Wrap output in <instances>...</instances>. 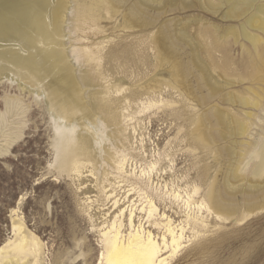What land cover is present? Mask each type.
Masks as SVG:
<instances>
[{"label": "rangeland", "instance_id": "obj_1", "mask_svg": "<svg viewBox=\"0 0 264 264\" xmlns=\"http://www.w3.org/2000/svg\"><path fill=\"white\" fill-rule=\"evenodd\" d=\"M208 1L214 2V4L218 3L217 0ZM133 2L134 0H130L125 5V12L129 9V5L133 7L134 3H144V0H135ZM189 2H193V6L187 10H175L172 13L163 14V17L159 13L162 11L163 4L153 3L154 6L153 4H143V7L147 6L146 10L150 11L148 13L153 14L149 15L151 26L146 27V29H126L124 27L125 24L123 25L125 21L122 18L123 16L119 15L118 17L110 18L105 16V14H101V23L99 25L102 31L100 33L91 32L88 35L86 34L87 40H84V42L75 41V35L73 41L75 46L70 48V41L67 40L66 47L69 49L70 61L76 70L77 78L82 80L81 77H84V75L95 78L94 81L96 83L93 81V92L94 90L95 93L99 94L100 92L99 97H106L108 89H111V91L120 89L119 96L117 97V94H113L112 96L114 97L112 98L114 100H122L123 97L130 99L129 112L135 116L134 120L127 124H121L123 127L119 126L121 127L119 128L121 130L120 134H118V127H114L116 129L112 136L114 137L113 139H111L109 132L112 127L109 128L107 131L109 134H106L111 138L109 137L110 141H106L105 144L107 145L106 147L111 145L114 148L116 147L115 150L118 149V151L126 149L130 152V154L127 152V168L129 167V170L137 169V172H139L142 165L156 164V169L153 172L148 168V171L152 173L153 185V190L150 193L155 195V201L161 212H165L177 223L185 220V215L188 213L183 207L182 201L171 199V197L170 199L164 197L159 200L154 189L159 190V196L162 194L161 197L169 192L179 193L185 198L188 193L193 194L194 189L198 188L200 190L199 194L195 196V200L199 201L208 191L212 181L216 180L220 186L225 187V182L228 180L230 184L232 183L233 188H236V190H233L235 193L237 192L234 197L240 209L238 215L242 217L250 205L257 202L261 203L264 200V196H262V192H258L255 194L259 198L257 202L249 203L247 200H243L244 193L243 195L240 194L242 192H239L237 188L243 184L250 185V178L247 175L250 167H241L245 171L239 173L240 178L243 179L241 182L233 179L232 170L239 166V159L242 160L246 157L244 149L247 144L257 142L264 136V106L263 109L255 112L238 104L232 107V105L224 103L223 100L229 93L238 98H244L245 96L250 99L251 94H247L249 86L258 90L264 89V82L260 85L250 82L255 66H252V64L255 61L254 57L257 52L253 49L254 47L250 42L241 35V27L246 24L247 18H225L223 13H226L228 6H224L218 14H211L200 7L201 3L199 1L191 0ZM126 6L128 7L126 8ZM151 7L154 9H151ZM171 8H176V6ZM69 17L72 18V15L70 14ZM156 17L158 18L156 19ZM192 20L193 22L195 20V22L193 23ZM169 21L171 22L169 23ZM71 23H73V20H71ZM158 24L162 27H159ZM132 26H135V23H132ZM172 26L176 27L177 30ZM157 28L162 31L160 35H167L164 38L162 35L159 36L163 39L161 40L163 43L161 45L159 42L157 44L156 40L159 32ZM232 28L237 29L239 32L238 40L236 37L227 34V30ZM203 32H211L212 36L205 33L208 36L206 38ZM250 32L259 36L262 40L257 50L259 54L264 55V33L262 31L253 32V30ZM225 34L226 37L224 36ZM190 36H193V39ZM214 37L215 42L218 41V45L219 43L222 45H219V48L215 46L217 49H213L215 45L212 44ZM167 40L169 41L167 42ZM175 40L181 41L179 42L180 45L183 44L180 47L182 51H177V47L173 45ZM190 40L195 42L191 41L188 43ZM167 43H169V46ZM83 44H88L92 47L102 46L103 59L99 67L97 64H91L92 67L85 64L86 68H84L82 65L84 61L80 60L82 55L79 52ZM173 48L174 51L172 50ZM163 50L164 52L167 51V53H164ZM196 52L197 54H195ZM178 53L180 54L178 55ZM193 57L199 58V64L208 69L212 79L215 77L213 79L214 83L218 82L217 87L222 90L214 96L216 98H213L211 105L208 106L218 105L217 108L224 111L218 112L219 115H225V117L221 116L222 118L218 117V126L213 123V125L209 124V128L212 127L213 130H218L219 128L218 131L220 132L222 129V132H220L222 137L221 139L218 138L220 143H216L217 145L214 149L223 148L225 154L223 153L224 157L220 159H217L211 150L205 149L197 143L195 136H193L195 135V128L194 125H191L193 122L189 119L193 120L192 117L202 115L204 108L199 107L194 101H186L173 88L175 85L172 78L174 64L179 62L178 59L181 60L182 62L180 61V63L187 64L184 65V68L188 72L187 67L189 65L187 62L190 61L186 60V58L192 60L194 59ZM223 65H225V68ZM92 68L97 72L91 70V74H89L88 70ZM85 71L87 75L84 73ZM186 71L184 70V72ZM7 73L2 76L4 77L3 79L0 78V113L4 117L6 116L5 119H7V122L0 126V148H2L0 150V248L8 240L14 238L13 222L16 220V222H19L20 220L25 225L24 230L38 237L42 243L45 255L44 262L46 264H99L102 249L99 232L95 228L103 225L102 223L108 218L107 214L112 213L111 216L114 215L112 203L104 199L105 197L102 193V195L100 194L99 188L102 185L108 187V183H104L106 174H109L110 182L116 183L115 181H120L114 179L116 173L112 172L113 163L111 160L103 161V163L94 157L95 161H91L87 168L83 169L84 177L81 179H78L74 173L67 174V172H63L57 159V146L62 139V134L66 131H63L62 134L60 133L57 124L58 120L53 116L45 95L39 91L29 90L24 84L19 83L16 78H13L14 76ZM194 73V71L193 75L189 72L187 73V75L189 74L187 83L192 84L190 87L193 86L191 89L194 92L197 91L196 93L199 94V97L211 96L212 94L207 88H204L205 90H197L198 81ZM263 76L264 74L262 73L261 77ZM227 84L229 85L227 86ZM150 86L152 87L151 90L147 91L146 87ZM152 90H157L159 94L156 96L150 94ZM18 99L19 107L15 108V110L11 101H18ZM150 99L156 100L158 105L155 108H147L144 113H140L141 109H143L140 102H146ZM124 105V102L116 104L118 113H121V107ZM26 108L28 110H25ZM245 111H252L258 117L254 120L255 123L253 122L254 124L249 126V130L245 135H238L241 134V131L238 130L240 128H238L236 121L243 124L248 123L244 119L246 116ZM191 115L193 116L188 119V116L190 117ZM15 119L21 122H15L17 121ZM10 122H15L13 127H21V124L25 123L22 125L24 128L22 130L23 137L17 140L6 152L7 149L4 147L11 134ZM17 123L18 125H16ZM128 125V131H124ZM114 128L111 131H114ZM127 133L128 136L126 135ZM114 134L119 139L116 140ZM223 135L225 136L224 139ZM124 147L126 148L124 149ZM204 170L208 171L206 175ZM91 171L94 172V175ZM263 182L264 179L259 180L258 184ZM121 184V188L115 187V189H117L116 195L119 197L118 199L124 204L123 207L129 206L128 199L139 201L140 198L135 192H128L131 187L130 184ZM244 187L245 189L248 188ZM244 187L238 189L241 191L244 190ZM233 191L231 192L233 193ZM128 195L130 196L126 200ZM86 196H93V201H96L93 204L95 207H93L92 211L94 222L90 219L89 211L87 212L88 207L85 205ZM95 196H98V198L96 199ZM191 206V213H196L195 203H192ZM207 215L205 214V216ZM207 222L209 227L204 233L193 239L184 250L169 261V264H264V212L241 223L233 221L226 223L217 220L212 215L208 216ZM145 223L146 220H144L143 224ZM136 224L137 226L140 225L139 220H137ZM146 226H148L147 223ZM149 229L158 235L157 230L151 227ZM187 235L192 237L190 231L187 232Z\"/></svg>", "mask_w": 264, "mask_h": 264}, {"label": "bare ground", "instance_id": "obj_2", "mask_svg": "<svg viewBox=\"0 0 264 264\" xmlns=\"http://www.w3.org/2000/svg\"><path fill=\"white\" fill-rule=\"evenodd\" d=\"M189 1L191 0H144V3H134V0V6L130 7L132 5H129V9L125 12V5H127L130 0H0V78L3 79L4 77L2 76L8 72L10 75L14 76L13 78H16L19 83L24 84V86L29 90L39 91L41 94L46 96V101L48 100L47 103L50 106L52 114L58 120L57 124L60 129V133L62 134L63 131H66L62 134V139L60 138L61 141L57 146L58 150L56 149L60 169L63 172H67V174L74 173L78 179H81L84 177L83 169L87 168L91 161L94 160V157H96L102 162L111 160L113 163L112 172L114 171V173H116L114 179L120 180L119 182L115 181L116 183H112L108 178L109 174H106L104 183H108V187L106 185H102L99 188L100 194L102 193L105 197L104 199L112 203V209L114 210L113 216H111L112 213H106L108 218L102 223L103 225L95 228L99 232L100 246L102 249L99 257V264H169L170 260L177 256L187 247V245L192 242L193 239L204 233V231L209 227L207 222L208 216H215L217 220L224 221L226 223L230 221L241 223L250 217L264 212V200L261 203L257 202L259 198H257L255 195L258 192H262V196H264V182L262 184H258L259 180L264 179V136L261 137L257 142H251L247 144L246 148L244 149L246 152V157L244 156L245 158L242 160L239 159V166L232 170V177H234L233 179H235V181L241 182L243 179L240 178L239 173L245 172L244 168L241 167H250L247 173L248 177L250 178V185L247 186V184H243L240 186H246L248 187V190L244 187V190L240 191V189H238L240 188L239 186L237 190L242 192L240 193L242 195L244 193V197L242 196L244 198L243 200H247L249 203H257L250 205L248 210L243 213L242 217L241 215H238L240 209L234 197L237 192L235 193L233 190H236V188H233V185H231L232 183L230 184L228 180L225 182V187H222V185L220 186L219 182L216 180L212 181L208 187V191L204 196L201 197L199 201L195 200V196L199 194L200 189L198 188L194 189L193 194L188 193L185 198L179 193L169 192L168 194H165L163 197H161L162 194L159 196V190L154 189L159 200L163 199L164 197H168L169 199L171 197V199L182 201L184 204L183 207L186 211H188V213L185 215L186 219L180 223H177L171 219L165 212H161L155 201V195L150 193V191L153 190L151 172L156 169V164L150 163L149 166L146 164L142 165L139 171L140 173L137 172V169L129 170V167L127 168L128 151L125 149L126 147H124V151H118V149L115 150L116 147L114 148L112 145V147H106L107 145L105 144L106 141H110L109 137L113 136V133L116 129L114 127H118V134H120L121 130L119 128L121 127L119 126L123 123L127 124L128 122L134 120L135 116L131 115L129 112V107L131 104L130 99L123 97L122 100H114L112 98L114 96L112 95L117 94L118 97L121 92L120 89H116V91H111V89H108L106 97H99V94H101L100 92L99 94L95 93V90L93 92V83L95 82V78L84 75V77H81L82 80H79L75 72L76 70L70 61L71 57L69 56V49L66 47V41L69 40L71 45L70 48H73L75 46V44H73L75 35V41L84 42V40H87V37L85 36L86 34L88 35L91 32L100 33L102 31V28L99 25L101 23V14H105V16H109L110 18L118 17L119 15L123 16L122 18L125 20L123 25L125 24L124 27L126 29H146V27L151 26V22H149V20L151 19L150 16L153 14H149L148 12L150 11H147V6L143 7V4H163L162 11L159 12L161 17H163V14L170 12L172 13V11L175 10H187L193 6V2ZM197 1L201 3L200 7L203 10L210 12L211 14H218L224 6H228L226 13L222 12L225 14V18H247L246 24L242 25L241 27V35L250 42V44L254 47L253 49H255L257 52L256 55L254 53V63H251L252 66H255L253 75L251 74L252 78L250 77V82H254L256 85H260L262 82H264V76L261 77V74H264V55L259 54L257 50V48H259L261 45L262 40L259 38V36L250 32L253 30V32L262 31L264 33V0H217V4H214V2L211 3L208 0L205 2H200L203 0ZM172 6H176V8H171ZM127 7L128 6H126V8ZM151 9L154 8L151 7ZM70 14L72 15V18L69 17ZM157 18L158 17H156V19ZM71 20H73V23H71ZM170 22L171 21H169V23ZM132 23H135V26H132ZM153 26L155 25L153 24ZM159 27L162 26L159 25ZM172 27L176 29V27ZM158 28L157 30L159 31ZM161 32V30L158 33L156 32L158 34V38L156 39L157 44L159 42L160 45L162 43L161 40H163L161 39L162 37H159L162 35H160ZM152 33H154V31H152ZM205 33L211 35V32ZM227 34L229 36L232 35L236 37L237 40L240 36L239 32L235 28L227 30ZM204 36H206V34ZM224 36L226 37V34ZM165 37H167V35ZM207 37L208 36H206V38ZM168 41L169 40H167V42ZM191 41L192 40H190L188 43ZM179 42L175 40V44L173 45L177 47V51H182L180 47H182L183 44L180 45ZM214 42L215 37L212 41V44H215L213 49L219 48V45L221 44L219 43L218 45V41L215 43ZM168 44L169 43H167V45ZM215 46L217 48H215ZM174 48L172 49L173 51ZM209 48L211 49L210 45ZM169 49H171V47H169ZM158 50L160 51V49ZM79 52L82 55L80 60L84 61L82 62L83 66L85 64H88L89 66H91V64H97L99 67V64H101L103 59L101 45L92 47L88 44H83L81 45ZM165 52L167 53V51ZM191 52H193V50ZM179 54L180 53H178V55ZM195 54H197V52ZM188 58H186V60L190 61L187 62L189 65V67H187L188 72L191 75H193V71L195 72L194 74L196 75V79L198 81L197 90L207 88L212 95H208L209 97H199V94L196 93L197 91L194 92L191 89L193 86L190 87L192 84H188L189 82L187 83L189 74L187 75L188 72L184 68V65L187 64L184 62V64L180 63L181 60L179 59V62L174 64L172 78L175 85L173 88L177 93H179V96L184 97L186 101H194L199 107L204 108V113L202 115H194L195 117H192L193 115L190 117L188 116V119L191 117L193 118V120L189 119L193 122L191 125H194L195 128V135L193 136H195L197 143L202 145L205 149L211 150L212 153L215 154L216 158L220 159L224 157L223 148L220 149L217 147L218 149H214L217 145L216 143H220L219 139L222 137L220 134L222 129L219 132V128L218 130L216 129V131L213 130L212 127L209 128V126L213 124L218 126V117L220 116L219 113L224 111H222L220 108H217L218 105H213L211 107L208 106L211 105L212 99L216 98L214 96L219 94L221 88L217 87L218 82L214 83L213 79H215V77L212 79L208 69H206V67H202L199 64V58L193 57L194 59L192 60ZM223 66L225 68V65ZM84 68L86 67L84 66ZM93 69L94 68L88 70L89 74H91V70L95 71ZM184 70L186 72H184ZM86 71L84 73H86ZM81 72L83 71L81 70ZM219 84L221 85V83ZM230 84L233 85L232 83ZM228 85L229 84H227V86ZM151 88V86L146 87V90L150 91ZM263 90L250 88L249 86L247 94H251L250 99L246 98L245 96L244 98H238L232 93H229L227 96H225L223 102L228 105H232V107L235 104H238L241 107L248 108L249 110L252 109L256 112L257 110L259 111L263 109L264 106ZM150 94L156 96L159 94V92L157 90H152ZM203 96L205 95L203 94ZM18 102L19 99L18 101H11V103H13L15 106H13V109L19 107ZM120 102H124L125 105L121 107V113H118L116 104ZM140 103L143 107L140 113H144L145 109L147 108H155L158 105V102L154 99L147 100L146 102L142 101ZM206 107H208V109H206ZM25 110L28 109L26 108ZM176 114L177 112L174 115L176 116ZM22 115L24 114L22 113ZM245 115L246 116L244 119L249 124H243L236 121L238 124L236 125L239 126L238 128H240L238 130L241 131H239L241 134L238 135H245L249 130V126L254 124V120L258 117L257 114L253 113L252 111H245ZM5 117L0 113V126H2L4 122H7ZM222 117H225V115ZM15 122H18V120ZM15 122H10L11 125L8 124L11 126V134L9 135L8 139L5 137L7 139V144L4 147L7 149L6 152L16 143L17 140L23 137L22 130H24V128L22 125L25 122L21 124V127H13ZM18 123L16 125H18ZM111 127L114 128V131H111ZM109 128H111L109 131L110 136L107 135L109 134L107 133ZM127 128H129V125L124 131H126ZM116 134L114 135L117 140L119 138H117ZM123 134L125 135V133ZM126 135L128 136V133ZM122 136L123 135H121V137ZM224 137L225 136L223 135V139ZM113 138L114 137L111 139ZM112 141L114 142V140ZM0 150H2V148H0ZM128 154H130V152H128ZM143 166L145 167L143 168ZM148 168L151 170V172L148 171ZM207 170H204L205 175L208 172ZM91 173L94 175L93 171H91ZM121 183H124V185L125 183L130 184L131 187L128 192H135L140 198L139 201L136 199V201L128 199L130 196L128 195L126 200L128 199L127 202L129 203V206L123 207L124 204L118 199L119 197L116 195L117 189H115V187L121 188ZM231 191H233L234 194ZM92 197L86 196L85 205L88 207L87 212L89 211L90 219L92 222H94L92 211L93 207H95L93 204H95L96 201H93ZM97 198L98 196L96 199ZM192 203H195L197 210L196 213H191ZM205 214L208 215L205 216ZM140 215H143V217ZM137 220H139V226L136 224ZM144 220H146L148 226H146V223L143 224ZM16 221L13 222L14 238L8 240V242H6L0 248V264H46L44 262L45 255L43 253V245L39 238L30 234L29 231L24 230L25 225L22 221ZM94 227H96V225H94ZM150 227L154 230H157L158 235L153 230L149 229ZM189 231L192 237L187 235V232Z\"/></svg>", "mask_w": 264, "mask_h": 264}]
</instances>
